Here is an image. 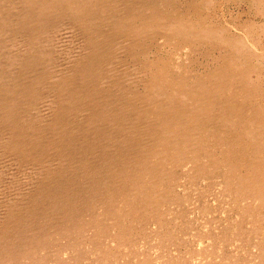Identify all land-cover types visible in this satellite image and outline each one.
Here are the masks:
<instances>
[{"label":"bare ground","instance_id":"6f19581e","mask_svg":"<svg viewBox=\"0 0 264 264\" xmlns=\"http://www.w3.org/2000/svg\"><path fill=\"white\" fill-rule=\"evenodd\" d=\"M4 34L0 264H264V0H0ZM213 188L227 223L195 232Z\"/></svg>","mask_w":264,"mask_h":264},{"label":"rangeland","instance_id":"374dc122","mask_svg":"<svg viewBox=\"0 0 264 264\" xmlns=\"http://www.w3.org/2000/svg\"><path fill=\"white\" fill-rule=\"evenodd\" d=\"M1 4L3 5V3H1ZM240 6L236 7L235 5H233V3H228L224 6V8H222L221 12H219L220 21L225 23L227 26H229V31H231L230 32L231 34H236L235 32L238 33V29H236L235 27H233L231 25L232 17H234L240 10H243V11L247 10L246 9L247 7L245 5L242 4ZM221 19H223V20H221ZM63 26H65V24ZM62 27H59L58 28L59 30L56 29L57 31L56 30L54 31L55 36H53L52 40L50 38V40L52 42L50 43V41H48L47 45L45 47L41 48L49 56V58L51 60L50 66H51L52 70H56L55 69L56 67H57V69H60L59 68L60 66L64 67L63 65L66 64L67 60L69 58H71L73 53L75 51L79 50L78 45L81 42L79 35L76 34L77 32L76 31L73 32L74 29H72V30L68 29V27H66V26L63 27L64 29H61ZM65 28H67L69 31H67ZM69 32H71V34ZM73 34L75 35V37H73L74 36ZM63 36H66V37H63ZM76 38H77V40H76ZM78 38H79V40H78ZM13 40H15V39H13ZM13 40H11V38L8 37L7 34L6 35L4 34L3 36L0 37V72L3 74H6V73L10 74L13 71L14 68L10 67V64H12L11 61L18 59L21 55L24 54L23 52L25 51L24 46L23 47L19 46V43H18V45H16V41L13 42ZM13 44H15V45H13ZM166 48H168V47H166ZM251 49L255 52H258L260 48H251ZM209 62H211V60H209ZM10 172L11 171H9V173ZM14 173H15V175L17 174L16 171ZM17 175L21 176L19 173ZM10 176H12V175H10ZM1 177L3 178V176H1ZM7 178L9 180V177H7V176H6V178H4L5 180L4 179L0 180L1 184L5 181L2 185L0 184L1 185L0 187H2V189L0 188V191H2L4 189H8V188L10 190L9 189H8L9 191L6 190L8 194L6 193L5 190L0 192V197L3 195V192H4V196H5V193H6V195H9V194H12L11 192H15L14 190L17 188L14 185L17 181L15 183H12V185L10 183L7 184L8 182H10V181L6 182ZM6 185H11V186H8V188H6L7 187ZM17 186H18V184H17ZM13 188H15V189L13 190ZM179 191H181V187L178 188V192ZM218 192L219 191L217 188L210 189L205 194L204 198H202L201 201L191 200V202H189L183 206L184 209L187 211V217L185 218V220L188 221L189 225L191 226V228L193 227L195 232H203V231H206L209 229H212V230L215 229L216 231L214 230V232H217L222 227L221 225L227 223V222L225 223V221L223 220V217L221 216V214H222L221 211L227 210V208L229 207V203H228V201L223 199L222 197H224V196L220 195V193H218ZM188 193L192 198H194V196L196 195L195 194L196 191L193 188H188ZM202 205H210L212 207H216L220 212L215 213L213 215L204 214L203 217L202 216L200 217V214L198 212L199 210L197 208H200V206H202ZM175 207L176 206L171 205L172 213L175 212ZM212 216H214V218H215L214 220H212ZM185 220H181V219L176 218L174 220V222L172 224H170V227L177 229L179 226L182 225L181 221L185 222ZM173 254H174V252H173ZM217 260L218 259L213 258V259L209 260L208 262H206L205 264H216Z\"/></svg>","mask_w":264,"mask_h":264}]
</instances>
